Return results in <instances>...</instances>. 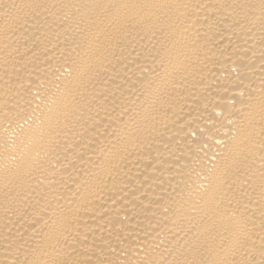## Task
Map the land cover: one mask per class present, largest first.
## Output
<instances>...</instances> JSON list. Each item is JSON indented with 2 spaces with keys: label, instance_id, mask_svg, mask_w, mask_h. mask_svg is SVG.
<instances>
[{
  "label": "bare ground",
  "instance_id": "obj_1",
  "mask_svg": "<svg viewBox=\"0 0 264 264\" xmlns=\"http://www.w3.org/2000/svg\"><path fill=\"white\" fill-rule=\"evenodd\" d=\"M0 264H264V0H0Z\"/></svg>",
  "mask_w": 264,
  "mask_h": 264
}]
</instances>
